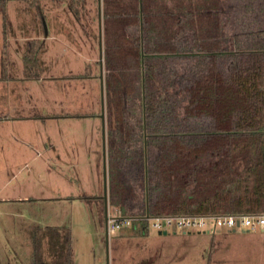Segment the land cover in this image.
<instances>
[{
	"label": "rangeland",
	"instance_id": "rangeland-1",
	"mask_svg": "<svg viewBox=\"0 0 264 264\" xmlns=\"http://www.w3.org/2000/svg\"><path fill=\"white\" fill-rule=\"evenodd\" d=\"M123 7V0H0V93L23 96L15 116L35 115L0 122V264H264V226L159 232L150 219H135L106 232L105 202L121 215H143L144 208L139 158L120 165L123 209L113 203L108 169L106 81L112 80L104 35L118 29ZM54 13L60 30L37 40L35 24L43 35L47 27L52 32ZM215 62L223 81L214 107L217 126L224 127L250 102ZM170 65L181 81L187 59ZM203 114L198 118L211 121ZM156 154L151 148L148 160Z\"/></svg>",
	"mask_w": 264,
	"mask_h": 264
},
{
	"label": "trees",
	"instance_id": "trees-1",
	"mask_svg": "<svg viewBox=\"0 0 264 264\" xmlns=\"http://www.w3.org/2000/svg\"><path fill=\"white\" fill-rule=\"evenodd\" d=\"M123 4L119 19L111 15L120 20L118 29L104 35L113 203L124 208L120 165L138 157L142 212L264 211V0ZM180 58L188 69L178 81L170 64ZM215 61L250 102L224 127L217 126L214 107L223 81ZM200 112L211 121L198 118ZM151 148L157 154L149 161Z\"/></svg>",
	"mask_w": 264,
	"mask_h": 264
},
{
	"label": "built area",
	"instance_id": "built-area-1",
	"mask_svg": "<svg viewBox=\"0 0 264 264\" xmlns=\"http://www.w3.org/2000/svg\"><path fill=\"white\" fill-rule=\"evenodd\" d=\"M264 148V132L262 135ZM119 211L107 210L105 214V229L107 233L113 232L120 225H130L135 219H150L151 226L161 230L171 229L173 232L177 228L191 229L198 228L211 230L223 226L227 230L244 231L264 226V211L257 212H234V213H193V214H154L130 216L121 215Z\"/></svg>",
	"mask_w": 264,
	"mask_h": 264
},
{
	"label": "crops",
	"instance_id": "crops-1",
	"mask_svg": "<svg viewBox=\"0 0 264 264\" xmlns=\"http://www.w3.org/2000/svg\"><path fill=\"white\" fill-rule=\"evenodd\" d=\"M40 16H41V19H44V15L43 14H41ZM59 16H60V14H57V13L51 14L50 24H51V27H52V29H51L52 32H50V29H48V27H47L46 31L44 32V35H43V33H41L39 31L38 25L35 24V31H33V32L36 34L37 40L40 39V38H42V39H45V38L52 39L55 36V32L57 30H60V29H58V26H59L58 22H59V19H60ZM68 17H69L70 20H74L73 17L76 20H78V18H77L75 13H71L70 15L68 14ZM73 26H75V25L73 24ZM65 32L68 35L71 34V38L74 40V43L79 44V42L77 41V39H75L74 34L72 32H70L68 29H65ZM80 32H82L81 26H80V28H78V33H77L78 37L81 34ZM30 37L31 36H29V38ZM90 43H92V42L89 41V45H90ZM84 45H86V43ZM2 77L3 76H1V74H0V84L4 82V80H3L4 78H2ZM2 80H3V82H2ZM6 97H7L6 100H9L10 103H4V102L2 103L1 100H4V98H6ZM11 100H14L13 103H11ZM0 102H1L0 103V122L10 123V122L17 121L18 119L20 120V119H25V118H29V117L30 118H35L34 114L30 115V116H27L26 114L21 115V116L20 115L19 116H15L13 114V110L12 109L13 108H15V109L20 108L22 106V104H23L22 103L23 102V96L21 94H18V93L17 94L16 93L5 94L4 92L0 93Z\"/></svg>",
	"mask_w": 264,
	"mask_h": 264
},
{
	"label": "water",
	"instance_id": "water-1",
	"mask_svg": "<svg viewBox=\"0 0 264 264\" xmlns=\"http://www.w3.org/2000/svg\"><path fill=\"white\" fill-rule=\"evenodd\" d=\"M106 211H107V204H106V202H105V213H106Z\"/></svg>",
	"mask_w": 264,
	"mask_h": 264
}]
</instances>
